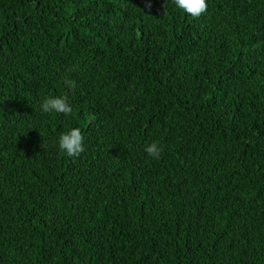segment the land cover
Instances as JSON below:
<instances>
[{
    "label": "trees",
    "instance_id": "1",
    "mask_svg": "<svg viewBox=\"0 0 264 264\" xmlns=\"http://www.w3.org/2000/svg\"><path fill=\"white\" fill-rule=\"evenodd\" d=\"M0 264H264V0H0Z\"/></svg>",
    "mask_w": 264,
    "mask_h": 264
},
{
    "label": "clouds",
    "instance_id": "2",
    "mask_svg": "<svg viewBox=\"0 0 264 264\" xmlns=\"http://www.w3.org/2000/svg\"><path fill=\"white\" fill-rule=\"evenodd\" d=\"M175 6L188 14L192 18H200L207 13L209 8V0H174ZM147 9L153 7V0H145ZM68 86L75 89L74 81H68ZM41 110L45 114H64L71 115L74 111L72 104L67 95L54 96L46 98ZM59 148L70 158H76L86 151L85 136L81 128L73 127L68 129L59 137ZM145 151L149 157L158 161L162 158L165 146L160 142L154 141L145 145Z\"/></svg>",
    "mask_w": 264,
    "mask_h": 264
}]
</instances>
